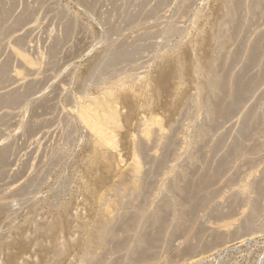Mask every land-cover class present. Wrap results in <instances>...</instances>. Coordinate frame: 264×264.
<instances>
[{
	"label": "rangeland",
	"instance_id": "rangeland-1",
	"mask_svg": "<svg viewBox=\"0 0 264 264\" xmlns=\"http://www.w3.org/2000/svg\"><path fill=\"white\" fill-rule=\"evenodd\" d=\"M263 73L264 0H0V264H264ZM115 80L143 97L108 103ZM92 96L119 109L110 168Z\"/></svg>",
	"mask_w": 264,
	"mask_h": 264
},
{
	"label": "bare ground",
	"instance_id": "bare-ground-1",
	"mask_svg": "<svg viewBox=\"0 0 264 264\" xmlns=\"http://www.w3.org/2000/svg\"><path fill=\"white\" fill-rule=\"evenodd\" d=\"M228 29V28H227ZM230 29V28H229ZM229 31V30H228ZM225 32V31H224ZM231 32V31H230ZM223 34V33H222ZM225 35V34H224ZM228 35V34H227ZM226 36V35H225ZM232 36V35H231ZM214 37V36H213ZM222 37H224V36H222ZM228 37V36H227ZM219 39V38H218ZM225 39V38H224ZM227 40V39H226ZM229 40V39H228ZM177 52V51H176ZM232 52V51H231ZM175 53V52H174ZM228 53V52H227ZM226 53V54H227ZM229 53H230V51H229ZM233 53V52H232ZM231 55V54H230ZM233 55V54H232ZM170 57H172L174 60H175V62H176V64H177V66H178V70L179 71H181L182 70V65H181V59H180V54H179V52L178 53H176V54H172V55H169ZM222 56V55H221ZM229 56V55H228ZM169 57V58H170ZM219 58V57H218ZM231 58V57H230ZM233 58V57H232ZM231 58V59H232ZM224 60H225V58H224ZM170 61H171V59H170ZM218 61V60H217ZM222 61V60H221ZM233 61V60H232ZM231 61V62H232ZM172 62H173V60H172ZM220 62V61H219ZM260 62V61H259ZM217 63V62H216ZM226 63V62H225ZM224 63V64H225ZM214 64H215V62H214ZM220 64H221V62H220ZM223 64V63H222ZM232 65V64H231ZM258 65V64H257ZM223 66V65H222ZM215 67V66H214ZM220 67V66H219ZM258 67H260V65L258 66ZM216 68H218V65H217V67ZM226 68V67H225ZM229 68V67H228ZM261 68V67H260ZM262 68H263V66H262ZM211 69H212V67H211ZM214 69V68H213ZM219 69V68H218ZM258 70H260L259 68H257ZM214 70H216V69H214ZM213 70V71H214ZM226 70H227V68H226ZM257 70V71H258ZM261 70H263V69H261ZM194 72H195V74H203V72H204V70H203V68L200 66V65H197V66H195V68H194ZM211 72V71H210ZM216 72V71H215ZM221 72V71H220ZM223 72V71H222ZM222 72L220 73V74H222ZM224 73V72H223ZM125 74V73H124ZM130 74V73H129ZM209 74V73H208ZM226 74V73H225ZM224 74V75H225ZM229 74V73H228ZM231 74V73H230ZM127 75H128V73H127ZM259 75V72H257V76ZM262 75H264V73L262 74ZM130 77H131V75H129ZM206 77L207 76H209V75H205ZM214 76V75H213ZM218 76V75H217ZM221 76V75H220ZM219 76V77H220ZM223 76V75H222ZM226 76H227V74H226ZM229 76V75H228ZM228 76H227V78H228ZM127 77V76H126ZM215 77V76H214ZM223 77H225V76H223ZM232 77V76H231ZM125 78V77H124ZM209 78H212V77H208V79H207V81L206 82H211L210 80H209ZM118 79V78H117ZM120 79V78H119ZM123 78H122V76H121V80H122ZM127 79H128V77H127ZM214 79V78H213ZM217 79V78H216ZM221 79V78H220ZM235 79V78H234ZM233 79V80H234ZM1 80V79H0ZM107 80V79H106ZM106 80H104L105 82H106ZM109 80V79H108ZM107 80V81H108ZM129 80H130V78H129ZM135 80V79H134ZM224 80V79H223ZM228 80V79H227ZM257 80H259L258 78H257ZM256 80V81H257ZM103 81V82H104ZM116 81V80H115ZM127 81V80H126ZM126 81H124V82H126ZM166 81H167V73L165 72H162L161 73V75H160V77H159V84H160V86H161V88L163 87V86H166L165 84H166ZM213 81V80H212ZM234 81H236V80H234ZM244 81V80H243ZM102 82V83H103ZM109 82V81H108ZM114 82V81H113ZM128 82H130V81H128ZM215 82V81H214ZM226 82H228V81H225V83ZM233 82V81H232ZM241 82V81H240ZM239 82V83H240ZM245 82H247V81H245ZM249 82V81H248ZM101 83V82H100ZM218 83V82H217ZM231 83V82H230ZM236 83V82H235ZM238 83V82H237ZM238 83V84H239ZM253 83H254V80H253ZM124 84H126V83H123L122 81H116L115 82V86L114 87H108V88H106L105 90H101L102 92H104V97L106 96L107 98L105 99V100H110L112 103L114 102V106H115V102L117 101V100H122L123 102H125L126 104H129V102H128V100H129V98H132L133 100H139V99H141L143 96H142V94L144 93V91H141V92H139L138 90H137V92L136 91H131V89L130 90H127V89H129V87L126 89V88H124ZM180 84V83H179ZM179 84L177 85V87H176V91L175 92H180V86H179ZM210 84V83H209ZM233 84V83H232ZM108 85V84H107ZM109 85H113V84H109ZM208 85V84H207ZM228 85H230V84H228ZM241 85V84H240ZM252 85V84H251ZM261 85V84H260ZM104 86H106V85H104ZM216 86H218V85H216ZM234 86V85H233ZM242 86V85H241ZM255 86V85H254ZM220 87H221V85H220ZM257 87H259V85L257 86ZM216 88V87H215ZM218 88V87H217ZM231 88V87H230ZM235 88V87H234ZM238 88V87H237ZM241 88V87H240ZM244 88H247L246 86L244 87ZM144 89V88H143ZM164 89V88H163ZM219 89V88H218ZM233 89V88H232ZM256 89H258V88H256ZM237 90V89H236ZM242 90V89H241ZM247 90V89H246ZM254 90V89H253ZM222 91V90H221ZM221 91H219V92H221ZM233 91V90H232ZM139 92V93H138ZM219 92H217V93H219ZM85 93V92H84ZM87 93V92H86ZM232 93H234V92H232ZM9 94V93H8ZM7 94V95H8ZM102 94V93H101ZM230 94H231V92H230ZM6 95V96H7ZM218 95V94H217ZM238 96H239V94H237ZM237 95H236V93H235V96L237 97ZM85 96V95H84ZM89 96V95H88ZM101 96V95H100ZM150 96V95H149ZM148 96V97H149ZM234 96V97H235ZM240 98H242V94H240ZM93 97V96H92ZM145 97H146V95H145ZM145 97H144V103H143V100H142V103H143V106L144 107H146L147 109H149V107L151 106V100H149L148 98H146L145 99ZM230 97V96H229ZM231 97H232V95H231ZM7 98H8V96H7ZM85 98H89V97H86L85 96ZM94 99H93V101H94V104H95V106L97 107V109L98 110H95V111H97V112H95V113H90V111L91 112H93L92 110H90L89 111V109H88V111H87V107L85 106V109H86V111H85V109H82L81 108V110H83L82 111V114H80V115H82L83 116V118H81L82 120L84 119V121L85 122H87V124H89V126H90V128L92 129V131H94L95 132V137L94 138H96V139H94V140H92V141H94V145H93V150H92V154L91 153H89V155H90V161H91V164H95V163H97L99 160L101 161H103L104 163H105V165L108 167V168H110V167H113V159L107 154V151H106V153H105V151H102V149L101 148H97L96 147V145L98 146L99 144L100 145H102L103 143H104V141H107L108 143L111 141V143H112V141H113V135H111L110 133L112 132L110 129H109V125H111L112 123H116L117 121H119V113L116 111V109H115V107H113V106H110V107H107L106 105H105V101H103L102 99H99V97H98V99H96L97 97L95 96V97H93ZM221 98V97H220ZM238 98V97H237ZM5 99V98H4ZM9 99V98H8ZM90 99V98H89ZM239 99V98H238ZM108 100H107V102H108ZM215 100H217V99H215ZM219 100V99H218ZM222 100V99H221ZM227 100V99H226ZM5 101H6V99H5ZM91 101V100H90ZM171 101V102H170ZM169 102H166L165 103V108L166 109H172V106H173V104H174V102H172V100H170ZM175 101V100H174ZM181 101V100H180ZM228 101V100H227ZM229 101H231V100H229ZM228 101V102H229ZM233 101V100H232ZM111 102H108V103H111ZM216 102V101H215ZM220 102V101H219ZM218 102V103H219ZM223 102V101H222ZM107 103V104H108ZM135 103V102H134ZM133 103V104H134ZM173 103V104H172ZM213 102H211V104H212ZM91 104H92V102H91ZM176 104V103H175ZM175 104H174V106H173V108L175 107ZM225 104V103H224ZM226 105V104H225ZM229 105V104H228ZM92 106H93V104H92ZM108 106H109V104H108ZM208 106H209V104H208ZM211 106V105H210ZM214 106V105H213ZM219 106V105H218ZM79 107H81V106H79ZM91 107V106H90ZM119 107V106H118ZM138 107H140V106H138ZM171 107V108H170ZM224 107V106H223ZM124 108V107H123ZM226 108V107H225ZM141 109V108H140ZM150 109H152V108H150ZM228 109V108H227ZM81 110H79V111H81ZM212 110H214V108L212 109ZM216 110V109H215ZM221 110V109H220ZM152 111V110H151ZM150 111V112H151ZM217 111V110H216ZM223 111H224V109H223ZM264 111V110H263ZM146 112H148V111H146ZM168 112V111H167ZM213 112V111H212ZM225 112V111H224ZM133 113H134V109H133V106H130V109H129V112L126 114V115H124L123 116V118L128 122V121H130L131 119H132V117H133ZM143 113V112H142ZM143 115V114H142ZM145 115V114H144ZM216 115V114H215ZM218 115V114H217ZM146 116V115H145ZM154 116V115H153ZM153 116H151V120H152V118H153ZM212 116H213V113H212ZM220 116H222V115H220ZM81 117V116H80ZM136 117V116H135ZM149 117V116H148ZM155 117V116H154ZM210 117H211V115H210ZM214 118H215V116H214ZM220 118V117H219ZM216 119H218V118H216ZM154 120H155V118H154ZM216 121V120H215ZM155 122V121H154ZM158 122V121H157ZM126 123V122H125ZM134 123V122H133ZM132 123V124H133ZM116 125V124H115ZM118 125H119V123H118ZM88 126V127H89ZM124 126V125H123ZM111 127V126H110ZM118 127V126H117ZM125 127V126H124ZM148 127V126H147ZM146 127V128H147ZM150 127V126H149ZM148 127V128H149ZM202 127V126H201ZM203 127H205V126H203ZM146 128H144V129H146ZM208 128V127H207ZM111 131L110 133H109V130ZM111 129H112V127H111ZM203 129V128H202ZM116 130V129H115ZM127 130V129H126ZM147 130V129H146ZM150 129H148L147 131H149ZM153 130V129H152ZM210 130V129H209ZM143 131V130H142ZM146 131V132H147ZM202 131H204V130H202ZM151 130L149 131V134H151ZM154 132V131H153ZM200 132H201V130H200ZM210 132V131H209ZM208 132V133H209ZM113 133V132H112ZM117 133V132H116ZM119 133V132H118ZM117 133V134H118ZM204 133V132H203ZM64 134V133H63ZM115 134V133H114ZM147 134V133H146ZM205 134V133H204ZM204 134H202V135H204ZM156 135V134H155ZM201 135V134H200ZM117 136V135H116ZM130 136V135H129ZM158 136V135H157ZM63 137H64V135H63ZM159 137H161V136H158V138ZM73 138V137H72ZM157 138V137H156ZM66 140V139H65ZM83 140V139H82ZM117 140V139H116ZM143 140V139H142ZM157 140H159V139H157ZM163 140H165V139H163ZM139 141V140H138ZM149 141V140H148ZM155 141V140H154ZM172 141V140H171ZM170 141V142H171ZM75 142V141H74ZM114 142V141H113ZM116 142V141H115ZM118 142H119V139H118ZM145 142H147L146 140H145ZM156 142V141H155ZM158 142V141H157ZM169 142V143H170ZM76 143V142H75ZM79 143V142H78ZM141 143V142H140ZM139 143V144H140ZM62 144V143H61ZM72 144V143H71ZM105 144V143H104ZM148 144V143H147ZM153 145H154V143H152ZM164 144V143H163ZM166 144V143H165ZM172 144H173V141H172ZM171 144V145H172ZM175 144V143H174ZM63 146H65V144H62ZM62 145H60V146H62ZM108 145V144H107ZM113 145V144H112ZM137 145H138V143H137ZM152 145V146H153ZM159 145H161V144H159ZM166 145H168V144H166ZM170 145V144H169ZM168 145V146H169ZM55 146V145H54ZM59 146V145H58ZM57 146V147H58ZM62 146V147H63ZM66 146H69V145H66ZM104 146V145H103ZM147 146H149V145H147ZM156 146V145H155ZM99 147V146H98ZM117 147V146H116ZM135 147H136V145H135ZM143 147V146H142ZM53 148V147H52ZM59 148H61V147H59ZM58 148V149H59ZM67 148V147H66ZM106 148V147H105ZM165 148V147H164ZM168 148V147H167ZM172 148V147H171ZM54 149V148H53ZM57 148H56V150H58ZM108 149V148H107ZM138 149V148H137ZM169 149V148H168ZM62 150V149H61ZM60 150V151H61ZM66 150V149H65ZM104 150V149H103ZM134 150H136L135 148H134ZM139 150H141V149H138V150H136V151H139ZM143 150V149H142ZM146 150V149H145ZM144 150V151H145ZM59 151V150H58ZM63 151V150H62ZM61 151V152H62ZM91 151V150H90ZM135 151V152H136ZM52 153H53V151H51ZM109 152V151H108ZM170 152V151H169ZM55 153V152H54ZM57 153H59V152H57ZM66 154V153H65ZM52 155V154H51ZM56 155V154H55ZM88 155V156H89ZM47 156V155H46ZM49 156V155H48ZM57 156V155H56ZM59 156V155H58ZM167 156V155H166ZM50 157V156H49ZM48 157V158H49ZM149 157V156H148ZM45 158V157H44ZM50 158H52V157H50ZM49 158V160H51ZM75 158V157H74ZM151 158V157H150ZM155 158V157H154ZM158 158H160V156L158 157ZM162 158V157H161ZM160 158V159H161ZM168 158V157H167ZM46 159V158H45ZM44 159V160H45ZM69 159H70V157H69ZM153 159V158H152ZM52 160H55V159H53L52 158ZM51 160V161H52ZM162 160V159H161ZM169 160V159H168ZM48 160H46V162H47ZM69 161V160H68ZM89 161V162H90ZM156 161H157V159H156ZM160 161V160H159ZM163 161H165V160H163ZM45 162V161H44ZM58 162V161H57ZM88 162V163H89ZM151 162V161H150ZM153 162V161H152ZM158 162V161H157ZM52 163H54V162H52ZM68 163V162H67ZM161 163V162H160ZM168 163V162H167ZM49 163H47V165H48ZM84 164H86V163H84ZM136 164V163H135ZM162 164L163 163H161V166H162ZM37 165V164H36ZM50 165V164H49ZM66 165V164H65ZM38 166V165H37ZM40 166V165H39ZM52 166V165H51ZM85 166V165H84ZM97 166V165H96ZM134 166V165H133ZM153 166V165H152ZM46 167H48V166H46ZM53 167V166H52ZM93 167V166H92ZM131 167V166H130ZM136 167H139L140 168V166H138V165H136ZM157 167V166H156ZM169 167V166H168ZM37 168H39V167H37ZM37 168H35V169H37ZM41 168V167H40ZM39 168V169H40ZM43 168H45V167H43ZM107 168V169H108ZM132 168V167H131ZM135 168V167H134ZM165 168H166V166H165ZM152 169V168H151ZM162 169V168H161ZM169 169V168H168ZM41 170V169H40ZM43 170V169H42ZM46 170V169H45ZM140 170V169H139ZM159 170V169H158ZM165 170V169H164ZM34 172V171H33ZM37 172V171H36ZM42 172V171H41ZM40 172V173H41ZM131 172V171H130ZM134 172H139L138 170L136 171V170H134V171H132V173H134ZM159 172H161V170L159 171ZM185 172V171H184ZM150 173V172H149ZM152 173V172H151ZM165 173V172H164ZM183 173V172H182ZM44 173H42V175H43ZM137 174V173H136ZM135 174V176L132 174V177L131 178H129V179H131L130 181L132 182V184H133V187L136 189V190H138V194H140V192H139V185H138V183L136 182V180L134 179L135 177H137V175ZM145 174V173H144ZM148 174V173H147ZM155 174V173H154ZM157 174H158V172H157ZM185 174V173H184ZM188 174V173H187ZM37 175V174H36ZM103 175V174H102ZM140 175V174H139ZM152 175V174H151ZM156 175V174H155ZM206 175H207V173H206ZM210 175V174H209ZM211 175H212V173H211ZM40 176V175H39ZM122 177H121V179L123 178V180H121V181H125L126 179H128V178H126V176L125 177H123V175H121ZM150 176V175H149ZM157 176V175H156ZM182 176H184V175H182ZM203 176V175H202ZM217 176H218V174H217ZM35 176L33 175V177L32 178H34ZM127 177H129V176H127ZM147 177V176H146ZM187 177V176H186ZM207 177V176H206ZM205 177V178H206ZM210 176H208V178H209ZM39 178V177H38ZM139 178H142V177H139ZM154 178H156V177H154ZM208 178L207 179H205V180H208ZM213 178H214V176H213ZM35 179V178H34ZM44 179V178H43ZM128 179V180H129ZM152 179V178H151ZM185 179V178H184ZM200 179H201V177H200ZM128 180H126V181H128ZM211 180V179H210ZM32 181V180H31ZM119 182V183H124V182ZM138 181V180H137ZM140 181V180H139ZM153 181V180H152ZM201 181H203V179H201ZM206 182V181H205ZM204 182V183H205ZM209 182H211V181H209ZM212 182H214V181H212ZM30 183V182H29ZM127 183H129V182H127ZM195 183V182H194ZM208 183V182H207ZM35 184V183H34ZM118 184V183H117ZM140 184H142V182H140ZM147 184V183H146ZM154 184H156V183H154ZM176 184V183H175ZM174 184V185H175ZM180 184V183H179ZM191 184V183H190ZM128 185H131V184H128ZM150 185V184H149ZM151 185H153V184H151ZM186 185V184H185ZM193 185V184H192ZM198 185V184H197ZM88 186V185H87ZM121 186V185H120ZM126 187V183H125V185L123 184V187ZM141 186V185H140ZM154 186V185H153ZM156 186H158V185H156ZM177 186H178V184H177ZM199 186V185H198ZM116 187H118V186H116ZM146 187V186H145ZM155 187V186H154ZM153 187V188H154ZM184 187V186H183ZM193 187H194V185H193ZM119 188V187H118ZM126 188H128V187H126ZM156 188V187H155ZM154 188V189H155ZM174 188V187H173ZM124 189V188H123ZM132 189V188H131ZM143 189V188H142ZM150 189V188H149ZM148 189V190H149ZM175 189H176V187H175ZM187 189V188H186ZM68 190V189H67ZM147 190V189H146ZM147 190V191H148ZM178 190V189H177ZM181 189H179V191H180ZM194 190V189H193ZM210 190V189H209ZM208 190V191H209ZM116 191H118V192H120L119 190H116ZM125 191V190H124ZM181 191H183V190H181ZM188 191V190H187ZM195 191V190H194ZM197 191H199V190H197ZM128 193H129V191H127ZM155 192V191H154ZM147 193V192H146ZM149 193V192H148ZM210 193V192H209ZM208 193V194H209ZM124 194V193H123ZM130 194V193H129ZM151 194V193H150ZM175 194V193H174ZM174 194H172V195H174ZM187 194V193H186ZM200 194H201V192H200ZM205 194V193H204ZM141 195H142V193H141ZM147 195V194H146ZM152 195V194H151ZM181 196V195H180ZM179 196V197H180ZM193 196V195H192ZM150 197V196H149ZM173 197V196H172ZM202 197V196H201ZM204 198V197H203ZM206 198V197H205ZM208 198V197H207ZM131 199V198H130ZM182 199V198H181ZM192 199H194V198H192ZM196 199V198H195ZM189 200V199H188ZM58 201V200H57ZM178 201H179V199H178ZM195 201V200H194ZM127 202H129V201H127ZM201 202V201H200ZM205 202V201H204ZM65 203V202H64ZM173 203V202H172ZM63 204V203H62ZM131 204H132V202H131ZM193 204V203H192ZM201 204V203H200ZM61 205V204H60ZM145 205V204H144ZM65 206V205H64ZM132 206V205H131ZM173 206H174V204L172 205V208H173ZM2 207V206H1ZM61 208V207H60ZM67 208H68V206H67ZM136 208V207H135ZM140 209V208H139ZM138 209V210H139ZM65 210H66V208H65ZM176 210H177V207H176ZM2 211V210H1ZM142 211V210H141ZM180 211V210H179ZM179 211H178V213H179ZM172 212V211H171ZM183 212H185L184 211V209H183ZM103 213H105V210H104V212ZM135 213H136V211H135ZM172 213H174V212H172ZM171 213V214H172ZM186 213H187V211H186ZM69 214V213H68ZM108 214V213H107ZM137 214L138 213H136V216H137ZM181 214H183V213H181ZM103 215V214H102ZM134 215V214H133ZM144 215V214H143ZM172 215H174V214H172ZM178 215H180V214H178ZM186 215V214H185ZM107 216H109V215H107ZM141 216V215H140ZM156 216H158V215H156ZM183 215H181V217H182ZM69 217V216H68ZM131 217V216H130ZM138 217V216H137ZM137 217H135V218H137ZM144 217V216H143ZM108 218H110V216L108 217ZM112 218V217H111ZM133 218V217H132ZM171 218H172V216H171ZM160 219V218H159ZM177 219V218H176ZM188 219V218H187ZM102 220V219H101ZM120 220V219H119ZM185 220V219H184ZM105 221H107V219L105 220ZM105 221H103L102 222V224H105L106 222ZM109 221V220H108ZM113 222V221H112ZM132 222V221H131ZM134 222V221H133ZM132 222V223H133ZM174 222H177V221H174ZM180 222V221H179ZM184 222V221H183ZM118 223V222H117ZM112 224V223H111ZM110 224V222H109V225H111ZM151 224V223H150ZM162 224V223H161ZM131 226H132V224H130ZM137 225V224H136ZM176 225V224H175ZM180 225H182L181 223L179 224V226ZM37 226V225H36ZM106 226V225H105ZM113 226V225H112ZM111 226V227H112ZM116 226V225H115ZM187 226H189V224L187 225ZM40 227V226H39ZM38 227V228H39ZM42 227V226H41ZM44 227V226H43ZM101 227V226H100ZM117 227V226H116ZM176 227V226H175ZM182 227H183V225H182ZM46 228V227H45ZM103 228H104V226H103ZM108 227L106 226V229H107ZM124 228H125V226H124ZM184 228V227H183ZM188 228V227H187ZM115 229V228H114ZM138 229V228H137ZM161 229H162V227H161ZM47 230L49 231V232H51L53 235L55 234L56 235V233H57V230H58V228H57V226L56 225H54V224H51V225H49L48 227H47ZM103 230V229H102ZM112 230H113V228H112ZM133 230V229H132ZM142 230V229H141ZM179 230V229H178ZM98 231H101V229H99ZM97 231V232H98ZM107 231L108 232H110L111 230L110 229H107ZM107 231H106V234H107ZM117 231V230H116ZM123 231V230H122ZM126 231V230H125ZM124 231V232H125ZM131 231V230H130ZM90 232V231H89ZM102 232V231H101ZM123 232V233H124ZM138 232H140V231H138ZM50 233V234H51ZM91 233V232H90ZM104 234H105V232H103ZM159 233V232H158ZM168 233V232H167ZM102 235V236H104L105 237V235ZM111 234H113V232L111 231ZM115 234V233H114ZM126 234V233H125ZM163 234V233H162ZM54 235V236H55ZM100 235V236H101ZM116 235V234H115ZM119 235V234H118ZM131 235V234H130ZM133 235H134V233H133ZM166 235V234H165ZM95 236V235H94ZM129 236V235H128ZM168 236V235H167ZM89 237V236H88ZM103 237V238H104ZM129 237H131V236H129ZM145 237V236H144ZM91 236H90V238L89 239H87V241H86V245H91V243H93L92 242V240H94L93 238H92V240H91ZM102 237L99 239V240H101V239H103ZM140 238H143V237H140ZM120 239V238H119ZM124 239V238H123ZM127 239V238H126ZM136 239V238H135ZM148 239H149V237H148ZM98 240V239H97ZM137 240V239H136ZM141 240V239H140ZM143 240V239H142ZM141 240V242L143 243V241H146V239L145 240H143L142 241ZM151 240V239H150ZM168 240V239H167ZM166 240V241H167ZM110 241V240H109ZM118 241V240H117ZM121 241V240H120ZM149 241V240H148ZM154 241V240H153ZM157 241V240H156ZM98 242V241H97ZM100 243V242H99ZM138 243V242H137ZM141 243V244H142ZM152 243V242H151ZM94 244H96V241H95V243ZM101 244V243H100ZM126 244H128V243H126ZM123 245V244H122ZM147 245H149V244H147ZM147 245H145V246H147ZM153 245V244H152ZM196 245V244H195ZM120 246V245H119ZM125 246V245H124ZM127 246V245H126ZM144 246V247H145ZM142 247V246H141ZM61 248H63V247H61ZM149 248H151V247H149Z\"/></svg>",
	"mask_w": 264,
	"mask_h": 264
}]
</instances>
